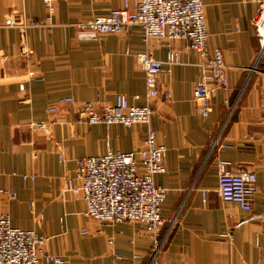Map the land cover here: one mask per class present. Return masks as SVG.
<instances>
[{
    "label": "crops",
    "instance_id": "obj_1",
    "mask_svg": "<svg viewBox=\"0 0 264 264\" xmlns=\"http://www.w3.org/2000/svg\"><path fill=\"white\" fill-rule=\"evenodd\" d=\"M202 1L208 49L220 50L227 67V85L213 96L207 118L192 98L200 56L182 40L171 43L179 63L158 75L160 93L148 98L135 54L163 60L162 41L145 39L139 25L95 37L75 26L125 0H59L50 25L24 32L4 20L15 12L44 20L43 0H0V189L16 192L4 208L14 227L47 237L43 249L60 256L59 264H264V43L253 23L264 0ZM117 94L132 105L150 103L149 124L106 126L79 117L81 103L112 104ZM67 97L73 101H62ZM39 122L49 123L50 134L32 126ZM148 130L166 148V170L154 177L165 189L164 242L155 261L143 225L100 224L66 190L78 159L138 149ZM221 160L228 170L255 172L249 211L216 197Z\"/></svg>",
    "mask_w": 264,
    "mask_h": 264
},
{
    "label": "built area",
    "instance_id": "obj_2",
    "mask_svg": "<svg viewBox=\"0 0 264 264\" xmlns=\"http://www.w3.org/2000/svg\"><path fill=\"white\" fill-rule=\"evenodd\" d=\"M59 0H43L48 11L44 20L27 19L23 13L9 14L4 20L5 27L17 28L24 32L29 27L50 25L54 5ZM131 4V5H130ZM259 38L264 43V4L261 5L253 21ZM139 25L145 39L154 37L162 41L167 49L165 59L160 60L147 52L135 54L145 74L146 95L158 96V75L170 72L179 63V51L172 41L182 40L195 50L200 61L199 76L192 89V98L197 104V112L207 118L211 111V100L218 89L227 85L226 65L220 50L208 49V32L202 0H125L122 8L113 10L106 16H95L75 23L85 37L104 34H119L125 29ZM128 51V49L126 50ZM165 98L168 92H163ZM64 102L73 99L67 97ZM50 113L57 107L48 109ZM153 108L150 103L136 106L130 104L123 94H117L112 104L86 101L77 111L88 124H121L131 126L150 122ZM32 126L50 134L48 122L33 123ZM166 148L157 142L155 133L148 130L142 147L123 152L106 153L80 158L74 179L66 184L72 196L84 203V214L100 224L122 221L136 222L144 226L153 241L152 261L159 254L163 239L160 229L163 225L161 206L165 199V189L155 183L154 177L166 170ZM227 161H219V176L214 193L218 199L236 203L240 209L252 208L256 192V174L252 170L232 171ZM33 176L23 175V178ZM202 195L205 191H201ZM264 194V192H263ZM16 192L6 187L0 189V264H47L62 263L63 259L44 251L47 237L34 229H21L11 224L8 211L4 208V198L13 200ZM112 243V238H109Z\"/></svg>",
    "mask_w": 264,
    "mask_h": 264
},
{
    "label": "rangeland",
    "instance_id": "obj_3",
    "mask_svg": "<svg viewBox=\"0 0 264 264\" xmlns=\"http://www.w3.org/2000/svg\"><path fill=\"white\" fill-rule=\"evenodd\" d=\"M122 8V7H121ZM119 9V8H118ZM28 19V18H27ZM103 225H105V224H103Z\"/></svg>",
    "mask_w": 264,
    "mask_h": 264
}]
</instances>
